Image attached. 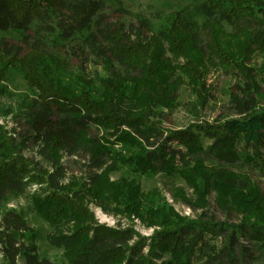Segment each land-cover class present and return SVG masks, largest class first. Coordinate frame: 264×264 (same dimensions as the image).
<instances>
[{
	"label": "trees",
	"instance_id": "obj_1",
	"mask_svg": "<svg viewBox=\"0 0 264 264\" xmlns=\"http://www.w3.org/2000/svg\"><path fill=\"white\" fill-rule=\"evenodd\" d=\"M115 4L120 0H0V32L22 34L38 21L67 43L63 49L70 58L95 57L105 71L96 87L88 74L70 73V63L53 53L20 58L19 46L0 40V96L7 94L4 83L12 70L36 94L14 116L24 134L0 125V205L7 194L38 185L39 195L31 197L34 211L50 226L65 227L51 242L64 249L69 264H197L204 255H210L206 264L224 258L247 264L245 240L264 251V194L248 174L230 168L264 173V96L255 99L258 85L248 67L253 54H264V0H203L154 30L149 20L133 16L132 35L107 26L105 12ZM212 65L245 81L238 118L201 121L207 106L201 90ZM183 81L198 98L187 104L197 120L170 129L162 115L180 107ZM173 144L185 150L189 162L182 168ZM32 145L51 170L24 155ZM64 157H85L87 176L69 179ZM122 168L140 176L179 175L195 191L194 210L202 213L184 218L159 191L145 194L134 180H111ZM213 191L216 209L228 219L236 215L239 223L208 218L204 210ZM92 206L159 230L144 238L130 226L100 224ZM39 237L22 211H5L3 264H59L39 255ZM207 237L221 238L222 247L216 250Z\"/></svg>",
	"mask_w": 264,
	"mask_h": 264
},
{
	"label": "rangeland",
	"instance_id": "obj_2",
	"mask_svg": "<svg viewBox=\"0 0 264 264\" xmlns=\"http://www.w3.org/2000/svg\"><path fill=\"white\" fill-rule=\"evenodd\" d=\"M203 0H120V6L115 4L108 9L106 14V24L116 29H122L128 35L134 34L136 21L133 16H139L149 20L153 30L162 25L165 20L176 11L193 9L196 4L202 3ZM118 9L124 10L126 13L121 14L117 12ZM227 33L231 32V29L225 26ZM102 34L101 31H98ZM78 38V37H77ZM0 40H6L10 44L19 46V56L24 58L31 52H47L53 53L61 59L67 60L70 63V73L76 75L77 72H85L91 79L96 81V87H99V78L105 77V71L100 61L92 57L90 59L73 60L65 53L63 47L67 43L61 42L58 35L51 36L41 29L38 21H35L29 28L25 29L22 34L14 32H0ZM67 46V45H66ZM1 51V47H0ZM121 74L125 75L123 71L124 67L122 63H119ZM248 67L251 69L250 76L257 82V89L253 95L255 99L260 100L259 95L264 96V54L256 52L252 55L251 62ZM84 71H82V69ZM207 68V67H206ZM205 68V69H206ZM204 85L202 87V94L207 98V106L200 111L201 121L218 123L227 119L238 118V112L241 109V105L238 99L243 97L245 89V81L243 78L231 71L224 70L222 67H214L213 65L208 68V71L204 75ZM187 81L186 79H184ZM180 93V107L169 113L163 112L164 125L167 128L181 130L187 128L194 123L197 119L195 114L191 112L188 107V103L195 102L198 98L196 95L191 94L188 86L185 85ZM7 88V94L0 96V125L7 130L17 128L19 134H24L26 128L24 124L19 125L14 119L15 114L20 110L22 104L28 105L29 102L36 96L35 91L30 89L23 77L17 70H12L8 75V80L4 83ZM263 99V98H261ZM13 112V114H7V112ZM116 151H122V146H117ZM173 154H176L178 166L180 168L186 166L189 162L185 157V150L177 145L173 144ZM24 155L29 159H34L41 164L47 170H51L50 165L46 160L39 155V149L35 146H29L25 150ZM85 157H64L63 164L67 169L68 177L81 178L86 177L88 169L85 167ZM232 172L237 175L248 174L250 179L257 183L261 188V192L264 194V173L261 172H249L246 169L238 167L230 168ZM111 180L117 181L120 179H126L128 181H136L143 193L147 194L154 190L160 192L163 201L169 206L175 209V211L184 218L195 219L201 210L195 209L197 204L195 191L187 184L179 175L165 176L163 174L155 176H140L132 174L128 168H122L119 172L113 173ZM39 186L31 185L25 192H18L15 194H7L4 202L0 205V219L3 213L7 210L22 211L25 216L28 225L39 233V240L37 245L39 248V255L43 258H47L52 262H58L59 264H69L65 259L64 249L62 247L55 246L51 242L52 236L59 235L66 231L62 225L50 226L47 222L42 220L34 211L32 203V195H39ZM216 192H211L207 197L208 207L204 212L207 213L208 218H213L218 222H231L237 224L240 222L236 215L227 218L225 214L220 212L215 207ZM186 200V201H185ZM100 209V208H99ZM97 207L92 206V211L98 221L105 223L108 221L110 227L122 226L133 227L144 238H150L156 231L157 227H148L142 223V221L136 217H128L122 214H105L101 213ZM107 216V217H104ZM107 224V223H106ZM212 247L216 250L222 247L221 238H205ZM249 240H245V243L250 247L249 257L246 259L247 264H264V251L258 247L251 245ZM147 253V249L145 250ZM239 252H237L238 255ZM211 257L213 252H209ZM210 256V255H209ZM208 255L202 256L197 264H206ZM164 259L169 260L168 256ZM0 264H3V259L0 255ZM19 264H24L20 261ZM217 264H229L228 259H223L222 262ZM238 264V263H237Z\"/></svg>",
	"mask_w": 264,
	"mask_h": 264
},
{
	"label": "built area",
	"instance_id": "obj_3",
	"mask_svg": "<svg viewBox=\"0 0 264 264\" xmlns=\"http://www.w3.org/2000/svg\"><path fill=\"white\" fill-rule=\"evenodd\" d=\"M98 209H99V208H98ZM99 210L101 211V209H99ZM101 213H103V212L101 211ZM104 217H107V216L104 215ZM99 223H100V224H106V223H107L106 225H108V221H107V220L105 221V223L102 222V220H101V221H99ZM108 226H110V225H108Z\"/></svg>",
	"mask_w": 264,
	"mask_h": 264
}]
</instances>
